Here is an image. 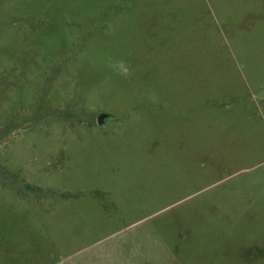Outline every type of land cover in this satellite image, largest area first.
I'll return each instance as SVG.
<instances>
[{"label": "rangeland", "instance_id": "374dc122", "mask_svg": "<svg viewBox=\"0 0 264 264\" xmlns=\"http://www.w3.org/2000/svg\"><path fill=\"white\" fill-rule=\"evenodd\" d=\"M57 262L264 264V0H0V264Z\"/></svg>", "mask_w": 264, "mask_h": 264}, {"label": "water", "instance_id": "95a60500", "mask_svg": "<svg viewBox=\"0 0 264 264\" xmlns=\"http://www.w3.org/2000/svg\"><path fill=\"white\" fill-rule=\"evenodd\" d=\"M107 117V115H100L99 117H98V120H97V123L99 124V125H102L103 124V122H104V119Z\"/></svg>", "mask_w": 264, "mask_h": 264}, {"label": "crops", "instance_id": "0c3cea01", "mask_svg": "<svg viewBox=\"0 0 264 264\" xmlns=\"http://www.w3.org/2000/svg\"><path fill=\"white\" fill-rule=\"evenodd\" d=\"M56 264H67L66 262L65 263H62V262H57Z\"/></svg>", "mask_w": 264, "mask_h": 264}]
</instances>
